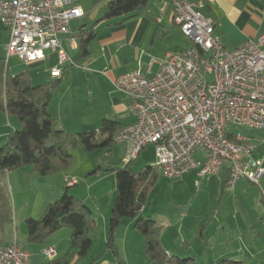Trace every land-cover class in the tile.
Instances as JSON below:
<instances>
[{
    "label": "built area",
    "instance_id": "obj_1",
    "mask_svg": "<svg viewBox=\"0 0 264 264\" xmlns=\"http://www.w3.org/2000/svg\"><path fill=\"white\" fill-rule=\"evenodd\" d=\"M216 1L170 0L172 22L192 46L167 52L149 80L134 71L113 82L134 117L113 141L125 147V165L152 146L155 168L169 179L193 170L199 177L216 176L226 168L224 191L231 193L239 180L259 186L264 175L262 162L252 157L255 145L239 134L235 140L227 137L239 129H264V33L226 50L215 33L220 23L201 12ZM82 17L73 0H0L6 59L34 64L55 54L50 76L60 78L61 68L72 64L60 39L70 38V23ZM64 182L67 187L77 183L68 176ZM40 256L50 261L55 250L44 249ZM0 264H31V254L15 243L0 247Z\"/></svg>",
    "mask_w": 264,
    "mask_h": 264
},
{
    "label": "crops",
    "instance_id": "obj_2",
    "mask_svg": "<svg viewBox=\"0 0 264 264\" xmlns=\"http://www.w3.org/2000/svg\"><path fill=\"white\" fill-rule=\"evenodd\" d=\"M73 1L75 5L82 10L83 17L70 23L71 35L69 39L73 40V45L69 43L68 37H62L60 39L61 47L64 52L67 54L64 48V46H66L71 52L75 54L72 56L67 54L72 64L66 65L61 68V76L60 78L56 79L59 81V87L55 90V92H57L59 89H64L63 84L67 75V87L69 88L66 89L70 90L73 74L75 76L79 73V75L82 77L79 83L82 84L84 81L88 82L87 97L90 99L89 101L91 103L90 110L93 108L92 104L94 103V101L96 103V112L99 116L97 118V122L101 123L102 120L109 119L119 123L122 127L130 125L134 122V117L132 116L130 111L129 100L123 94L117 92L114 89L113 82L119 76L134 71L139 72L146 80H149L158 73L160 62L167 52H177L185 50L181 47L183 49L182 50L180 48V45L176 43V37L181 34L179 32V29L172 22V8L170 0H152L148 5V13L146 15L123 23L120 22V18L108 22H100L105 13L106 4L112 0ZM189 1L197 2L200 0ZM97 8H99V10L103 8V15L92 25L88 26L86 24H83L81 25V27L72 26V24L78 21H83L86 16H89V14L95 12ZM201 12L203 13V15L211 17L212 19L220 23V28L217 29L215 33L219 35L226 50L230 51L236 49L247 40H255L258 36L264 33V0H217L216 3L209 5L207 4ZM91 27L94 28V31L96 33L95 37L88 45V54L86 56H81L79 51V42L81 39L80 36L83 35L84 32H87ZM187 41L189 44L188 47H191L192 44L190 45V40ZM7 44V30L0 23V69H2L4 76H16V74L12 75L10 73L9 67V60L12 58H16L10 57L6 59ZM184 47L188 48L187 44ZM24 65H27L28 69L34 70L37 77H45L47 81L44 84L56 81L55 79H52L51 76H49L48 72L49 69L51 70L57 65V57L55 54H49V58L44 62ZM43 68L44 72H40ZM154 68L156 70L153 72ZM83 72L87 74H84ZM88 74L92 75L89 76ZM83 77H86V79H84ZM55 92L53 93V95L55 94ZM52 97L49 100L48 111L53 118V115L51 113V103L53 101ZM67 103L68 102L65 103L63 100H58L54 105V109L57 108L59 110L58 119L64 123V115L66 111H64L63 113V108L66 109L67 107H69V104ZM94 120L95 119H93L92 122H94ZM81 121H83V126L90 127L92 124V122L88 119L84 120V118H82ZM62 126L64 128V125ZM238 134L245 136L253 145H255V150L252 154V157L255 160L262 162L263 167L264 155L262 156L263 158L260 159H257L255 155L257 154L256 150H258V146L264 143V129L248 132L245 134ZM147 148H145L143 152L147 151ZM116 149H118L119 151L117 156L120 162L119 168H121L125 165L122 162L125 156V147L123 145L114 143L113 146L106 151V156L112 155V153ZM143 152H141L139 156ZM139 156L137 157V159L139 158ZM136 160H134V162ZM154 162L155 160H153L151 165H147V167H153L156 171H158L155 168ZM132 164L133 162L131 163V165ZM227 176L228 172L226 169L220 171L216 176L207 177H199L197 171L193 170L191 172L183 174L181 177L177 178V180L184 186L187 184H192L197 189L196 196L198 194L204 193L205 196H207V199L209 196H213L221 201V199H223L225 195H233L235 216L232 215L231 218L233 220H238L239 217V219L243 221L241 227H236L238 232L241 234L238 241L233 240L231 237H229L230 240H227L226 237L225 240L218 241L217 245L215 244V242L210 243V241H215L216 236L221 235L220 231L222 230V228L228 226L226 221L211 223V221L215 222L216 220V214L218 213L217 209L212 214H209L210 212H201L202 215L199 216L197 214L194 222L185 223V220L188 217V210L187 214L183 211H180L177 215L165 212L164 216L160 218L154 212L150 211L151 209L147 210L146 202V205L140 212V217H151L156 225L160 227V243L168 257L177 256L174 255L175 249H183L185 251V253L182 251L183 255H185L184 257H191L195 259V254H197L198 252L202 256H206L208 253L213 252V248H220V252H218L215 256H212L213 264H215L217 260L223 259L235 260L241 262L242 264H245V262L247 261L264 258V246L263 248H260V241L257 243L255 242L256 237L261 236L262 234H255L256 237L252 234L253 239H250L249 237L251 231H260L264 227V220L262 217L264 216V204L261 205L259 203V195L257 196L251 190H246L245 193L248 195V197L250 195L252 206L245 207L244 204H237L235 200L236 197H238L241 189H243L244 186L253 185L241 179L238 181L235 189L231 193H226L224 191V184L226 182ZM7 177L10 178V176ZM96 177L97 176H95V178ZM100 178H98V180ZM263 178L264 175L262 179ZM95 181H91V183H88L85 186V189L93 188V186H95ZM77 185L78 184L76 183V185L73 187H66L63 191H67L69 193L68 189L74 188ZM77 188L79 189L76 192L79 193L82 186ZM237 189H239L238 194H236ZM63 191H59L60 195L58 197H60L64 193ZM77 193L73 194L72 191L69 194L71 196H78V198L83 200L85 204L87 201H89L87 199V196L83 197L84 195L82 191L78 195H75ZM99 196L100 194L96 195V198H98ZM114 197L115 193L113 197H111L106 215L102 216L103 222H107V220L109 222L110 208ZM88 207L90 209L92 208L91 211L95 212L96 216L99 215V210L95 205H92V207ZM224 210H227V207H224ZM226 219L229 220V216L226 217ZM133 222L134 220H123L116 231L115 239L117 240L122 237V234L119 231L120 229L124 228L123 223H126L125 228L129 229L130 225H133ZM106 228H108L107 225ZM60 232L61 231H58L46 241H44L37 252L34 253L30 250L31 255L35 258V256L37 254H40L42 250L53 248L55 250L54 258L63 256L67 252L70 245V234H67V236H65V239H63V243H61V239H59L58 236ZM197 234L199 236V239L197 238L198 242L195 248L193 246L196 241H194V235L197 236ZM189 239H191V244L189 245L188 249L185 250L183 248L184 246L182 245H185L187 241L189 242ZM3 240L5 241V238H3ZM106 240L107 235L103 238L104 244L106 243ZM120 240L124 241V239ZM14 243L17 242H12V244ZM93 243L89 252L81 259H75L72 264H115L109 255L100 257L103 249L102 251H97L91 254L93 251ZM2 246L6 245L3 244ZM124 258L128 262L126 252H124ZM255 264L264 263L257 262Z\"/></svg>",
    "mask_w": 264,
    "mask_h": 264
},
{
    "label": "trees",
    "instance_id": "obj_3",
    "mask_svg": "<svg viewBox=\"0 0 264 264\" xmlns=\"http://www.w3.org/2000/svg\"><path fill=\"white\" fill-rule=\"evenodd\" d=\"M151 1H109L100 22L120 18L123 23L137 19L148 13ZM93 27L80 36L81 56L88 54V45L96 34ZM58 87V80L33 86L26 72L4 76L0 69V111L16 117L20 125L19 129L6 135L0 145V247H8L2 246L4 242L1 234L12 223L11 198L5 176L7 173L25 167H32L41 177L64 171L72 163L71 151L81 149L91 153L98 149L108 150L114 144L115 133L122 128L119 123L109 119L102 120L97 130L73 135L59 128L48 111L49 100ZM236 134L228 132L227 137L235 140ZM131 163L113 170L115 197L110 208L107 240L100 257L109 255L115 264H126L116 246L115 233L123 220H134V228L144 240L147 264H197L191 257H168L160 243V227L151 217H140L147 196L157 184L160 173L148 166L135 174L130 168ZM97 225L90 208L81 199L65 191L47 205L39 219L25 220L24 241L28 245H40L58 231L68 229L69 248L63 256L50 261L43 260L40 254L35 258L31 255V264H72L75 259H81L91 249ZM15 244L30 252L27 247ZM217 264L242 263L223 259Z\"/></svg>",
    "mask_w": 264,
    "mask_h": 264
},
{
    "label": "rangeland",
    "instance_id": "obj_4",
    "mask_svg": "<svg viewBox=\"0 0 264 264\" xmlns=\"http://www.w3.org/2000/svg\"><path fill=\"white\" fill-rule=\"evenodd\" d=\"M103 11V8L100 10L99 8H97L95 12L89 14V16H86L83 21H78L72 24V26L81 27V25L83 24H86L88 26L92 25L96 20L102 17ZM187 40L181 35L176 37V43L180 45V48L182 47L183 49H186V47H184L186 44L187 47L189 45ZM64 48L67 54H69L70 56L75 54L71 52L68 47L64 46ZM9 67L10 73L12 75H17L19 73L27 71V74L31 79V84L33 86L42 85L47 81L45 77H37L36 72L34 70L28 69L27 65L20 63L17 59H10ZM155 70L156 69L154 68L153 72ZM50 71L51 70L49 69V76ZM40 72H44V68ZM88 75L91 76L92 74ZM83 78L86 79V77ZM81 79L82 77L79 75V73L75 76L73 74L71 88L70 90H67L66 88H69L67 87V75L63 84L64 89H59L57 92H55L52 97L53 101L51 103V113L53 115L54 121L56 122L59 128H63L62 125H64L63 129L67 133H70L72 135L77 134L78 132L82 133L85 131L98 129V126L100 124V122H97V118L99 116L96 112L95 101L92 104L93 108L90 110L91 103L89 101L90 99L87 97L88 82L84 81L82 84H80L79 81ZM58 100H63L65 103L68 102L67 104H69V107H67L66 109L63 108V113L64 111H66L64 115L65 123L58 119L59 110L57 108L54 109V105ZM82 118H84V120L88 119L91 122L93 121V119L95 120L89 127L83 126V121H81ZM19 128L20 125L16 117L8 116L3 111H0V145L3 143V140L7 134ZM236 132L237 134H245L248 132H252V130L239 129ZM153 150L154 148L152 146H149L147 148V151H142L143 153L139 156V158L135 162L133 161V164L130 166L133 173L136 174L144 170L147 165H151L153 160H155V154ZM106 151V149H98L94 152L86 153L81 149L73 150L71 151L72 163L66 170L59 171L57 173L50 174L44 177H41L37 172L33 170L32 167H25L7 173L5 176L6 185L11 198L12 223L10 225H7L4 228L3 233L1 234L2 238H5V241L3 240V244L7 246L11 245L12 242H17L18 245L25 246L34 253L39 250L41 244L33 246L26 244L24 241L26 234L25 220L28 218L39 219L42 216L47 205L59 198V191H63L67 187V184L64 182V178L68 176L70 178H74L78 184L76 187H74L75 189L69 188V193H71L72 191L73 194L77 193L76 191H78L79 189L77 187L82 186L80 190L84 195L83 197L87 196V199L89 200L86 202V204L90 207H92V205H95L99 210V215L97 216L95 212L91 211L92 217L96 219L98 224L97 228L93 232L94 243L92 248L93 251L91 254L97 251H102L104 247L103 238L108 234V228H106V225L108 227V220L107 222H103L102 216L106 215V211L111 201V197H113L115 193V175L112 170L117 169L120 166V162L117 156L119 152L118 149H116L112 153V155L109 156H106ZM256 153L257 154L255 155V157L257 159L263 158L262 156L264 155V143L258 146V150H256ZM7 176H10V178H8ZM95 176L97 177L95 178ZM98 178H100L101 181L100 179L98 180ZM91 181H95V186L90 189H85V186L88 183H91ZM196 190V187L192 184H187L184 186L178 182L177 178L169 179L160 175L158 178L157 185L147 196L146 208L147 210L151 209L150 211L154 212L160 218L164 216L165 212L177 215L180 211H183L187 214L188 210V217L185 220V223L194 222L197 214L199 216L202 215L201 212H210L209 214H212L217 209L218 213L216 214V220L215 222L211 221V223L226 221L228 226L222 228V230L220 231L221 235L216 236L215 241H210V243L215 242V244L217 245L218 241L225 240L226 237L227 240H230L229 237H231L233 240L238 241L241 234L238 232L236 227H241L243 221H241L238 216V220H233L231 218L232 215L235 216L233 195H225V197H223V199H221L220 201L218 198L213 196H209L207 199V196H205L204 193L198 194L196 196ZM246 190H251L257 196L259 195V203L261 205L264 204L261 199V193L264 192V178L260 182L259 186H244L243 189H241L240 193L239 189L236 190V194H239L238 197H236L235 202L241 205L244 204L245 207H251L252 202L250 200V195L248 197V195L245 193ZM79 193L75 195H78ZM99 194L100 196L96 198V195ZM73 197L80 199L78 198V196ZM224 207H227V210H224ZM228 216L229 220L226 219V217ZM262 217L264 220V216ZM125 224L126 223H123L124 228L120 229L119 231L122 234V237L117 240L115 239L116 246L119 250L121 259L126 264H147V256L144 251V240L134 228V222L133 225H130L129 229L125 228ZM258 233H261L262 235L256 237L255 234ZM67 234H70L68 229L61 230L58 235L59 239H61V243H63V239H65V236H67ZM252 234L256 237L255 242L257 243L260 241L259 247L263 248L264 227L260 231H251L249 235L250 239H253ZM197 238L199 239L198 234L197 236L194 235V241H196L193 246L195 248L198 242ZM120 239H124V241ZM190 241L191 239H189V242L187 241L185 245H182L184 246L183 248L185 250H187L189 245L191 244ZM174 251V255H177V257L185 258V255H183L182 253V251L185 253L183 249H175ZM124 252H126L127 254L128 262L124 258ZM218 252H220V248H213V252L208 253L206 256H202L198 252L197 254H195L196 256L194 260L197 264H213L212 256H215ZM220 261L221 260H217L215 264ZM247 262H245V264H255L257 262L264 263V258L254 259Z\"/></svg>",
    "mask_w": 264,
    "mask_h": 264
}]
</instances>
